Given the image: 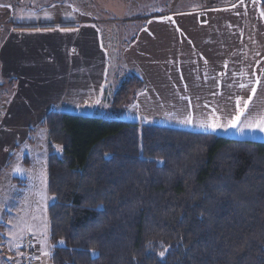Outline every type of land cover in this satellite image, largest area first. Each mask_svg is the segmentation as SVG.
Wrapping results in <instances>:
<instances>
[{
    "label": "crops",
    "instance_id": "crops-1",
    "mask_svg": "<svg viewBox=\"0 0 264 264\" xmlns=\"http://www.w3.org/2000/svg\"><path fill=\"white\" fill-rule=\"evenodd\" d=\"M59 4H67L66 13L16 16L15 6L0 2V264H15L27 226H34L31 212L6 223L5 211L43 201L38 188L34 197L27 193L29 181L39 186L43 166L15 158L50 156L51 113L264 142L259 131L201 127L227 126L237 115L241 122L264 118V0H172L165 12L134 17L130 41L111 15L120 17L96 0ZM128 75L145 87L116 116L113 96ZM17 169L34 173L25 179ZM37 239L38 264H52V245L46 262Z\"/></svg>",
    "mask_w": 264,
    "mask_h": 264
},
{
    "label": "trees",
    "instance_id": "trees-1",
    "mask_svg": "<svg viewBox=\"0 0 264 264\" xmlns=\"http://www.w3.org/2000/svg\"><path fill=\"white\" fill-rule=\"evenodd\" d=\"M144 87L128 75L114 115ZM45 126L52 264H264V142L68 113Z\"/></svg>",
    "mask_w": 264,
    "mask_h": 264
},
{
    "label": "rangeland",
    "instance_id": "rangeland-1",
    "mask_svg": "<svg viewBox=\"0 0 264 264\" xmlns=\"http://www.w3.org/2000/svg\"><path fill=\"white\" fill-rule=\"evenodd\" d=\"M60 0H25L23 2H17L16 0H0L2 5L5 6H15L16 16H20L21 13L25 15L30 12L34 15L40 14H61L66 13L68 10V6L61 5L59 3ZM130 1H133L132 3ZM138 1V2H137ZM58 2V3H57ZM98 5L102 4L106 10H111L116 16L114 17L111 15L110 12H104V14L111 15L112 20L118 21L115 24V28L120 33L127 31L125 34L124 41H130L135 36V29L132 28L134 26L133 22H135L136 16L141 14H150L155 12H165L171 7L172 0H96ZM33 10V11H32ZM123 18V19H121ZM133 19V20H132ZM123 20V21H122ZM123 38V37H122ZM108 118L113 119L114 116H110ZM55 152L61 154V148L55 147ZM28 161L31 164L42 165L43 170H41L42 177L39 181V186L35 187L36 183L35 180L29 181L27 186V193H29L34 197L35 196V188H38L40 192L43 193V201L41 204H25L24 202L18 203L15 205H10L9 208L5 211L4 221L6 223H11L12 221L17 220L21 222L25 216H27L30 212L32 213V217L34 219V226L32 229H29L24 233L26 237L32 234L36 239L39 238L41 249L45 257L43 260L46 262L48 261V249L51 248L50 242V219H49V207L53 203V198L49 193V182H48V174L46 173V167L49 165L47 155H38V156H19L15 158V162L19 163L20 165L23 163V160ZM22 170V169H21ZM34 171V170H33ZM33 171L24 170L19 171L17 169L16 176L18 177H26L25 179L29 178L30 175H33ZM26 175H23V173ZM47 197H46V194ZM39 195H41L39 193ZM36 208V209H35ZM26 212V214H25ZM21 220V221H20ZM14 224V223H13ZM36 234L38 235L36 237ZM25 237V238H26ZM23 241V240H22ZM21 241V242H22ZM38 242V239H37ZM38 245V243H37ZM17 257L15 260V264L17 263ZM37 264H38V256H37ZM14 264V263H12ZM48 264V263H47Z\"/></svg>",
    "mask_w": 264,
    "mask_h": 264
},
{
    "label": "snow or ice",
    "instance_id": "snow-or-ice-1",
    "mask_svg": "<svg viewBox=\"0 0 264 264\" xmlns=\"http://www.w3.org/2000/svg\"><path fill=\"white\" fill-rule=\"evenodd\" d=\"M243 2V0H241ZM262 16H264V13H261ZM257 84H259V80L256 81ZM241 87H245V85H241ZM252 92H255V88L252 89ZM239 100L237 101V105H239ZM245 108H247V103L245 104ZM201 127H205L207 129H210L212 132L217 131V129H221L223 131H228L230 129L237 130L241 133L247 129L248 131H259L264 133V118H260L253 122H241L240 116L237 115L234 119L230 120L227 126L220 125V124H211V125H201Z\"/></svg>",
    "mask_w": 264,
    "mask_h": 264
},
{
    "label": "built area",
    "instance_id": "built-area-1",
    "mask_svg": "<svg viewBox=\"0 0 264 264\" xmlns=\"http://www.w3.org/2000/svg\"><path fill=\"white\" fill-rule=\"evenodd\" d=\"M235 3L241 0H233ZM5 109L0 102V119L4 116ZM37 239L30 235L26 237L19 245V256L16 264H37Z\"/></svg>",
    "mask_w": 264,
    "mask_h": 264
}]
</instances>
